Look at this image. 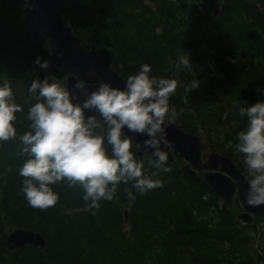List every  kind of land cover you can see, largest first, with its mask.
<instances>
[{"label": "trees", "instance_id": "16d2710c", "mask_svg": "<svg viewBox=\"0 0 264 264\" xmlns=\"http://www.w3.org/2000/svg\"><path fill=\"white\" fill-rule=\"evenodd\" d=\"M60 14L82 46H94L121 77L147 63L151 75L175 79L169 105L181 128L201 133L246 169L235 150L247 123L238 108L264 100L257 91L264 88V0H64ZM187 55L191 66L177 67ZM36 57L49 67L41 69ZM49 74L65 76L54 67L47 42L29 38L20 6L0 0V80H9L24 109L16 114L18 134L28 126L30 81ZM193 76L200 83L189 91ZM25 158L18 139L0 142V264H264L262 229L240 222L238 208L221 205L176 160L165 172L151 167L150 156L138 157L162 181L143 195L122 183L111 201L91 208L79 187L61 183L53 185L58 201L41 210L20 192ZM16 228L41 234L44 248L8 250L7 234Z\"/></svg>", "mask_w": 264, "mask_h": 264}, {"label": "clouds", "instance_id": "9594fccd", "mask_svg": "<svg viewBox=\"0 0 264 264\" xmlns=\"http://www.w3.org/2000/svg\"><path fill=\"white\" fill-rule=\"evenodd\" d=\"M34 63L41 69L49 67V61L40 57ZM190 66L188 55L179 58L177 67ZM150 73L151 66L141 63L136 73L124 78L123 89L97 80L98 87L90 92L87 81L73 76L74 88L84 95L80 102L74 101V93L67 87L68 76L33 78L26 90L32 102L25 113L27 130L22 134L16 129V114L23 106L16 102L9 80H0V142L19 141L20 154L26 157L19 168L24 178L20 192L30 207L43 210L53 206L59 199L53 185L61 183L79 187L82 200L91 208L99 207L101 200L111 201L122 183H130L141 195L162 187L156 173L149 174L138 158L141 144L124 131L146 134L144 152L152 149L148 163L153 169L169 170V153L161 145L168 149L165 129L178 116L169 105L177 81ZM199 83L193 76L188 90ZM257 91L264 95V88ZM243 104L238 114L247 123L237 133L235 150L242 154L247 171L249 188L244 202L259 206L264 204V100ZM86 110L102 119L86 116ZM124 191L128 199H135L133 191Z\"/></svg>", "mask_w": 264, "mask_h": 264}, {"label": "water", "instance_id": "95a60500", "mask_svg": "<svg viewBox=\"0 0 264 264\" xmlns=\"http://www.w3.org/2000/svg\"><path fill=\"white\" fill-rule=\"evenodd\" d=\"M63 1L15 0L21 7L31 40L37 43L43 37L46 39L52 55L62 53L60 57L55 59V65L70 73L66 84L68 89L74 93V101H82L84 95L74 88L75 80L73 76L87 81V91L89 92L98 87L96 84L97 80L107 82L112 87L123 89L125 86L124 79L110 68V62L94 47L85 50L80 44V39L72 32V25L68 26V22L62 18L59 10ZM85 115H96L97 119H102L98 113L92 111L86 110ZM124 131L126 135L132 136L141 144V150L138 154H146L144 152L143 140L147 139V135L132 133L126 128ZM165 131L167 133L166 139L169 141L168 149L172 148L177 156L179 155L190 161L193 168L206 170L202 174V178L207 186L218 196L223 205H229L235 191V186H237L244 210L261 215L264 219V204L249 206L244 202L249 185L228 157L216 153L214 147L208 145L210 149L207 159L208 163L205 162L200 166L199 152L202 149H206L201 144V137L181 131L177 121L166 127ZM161 148L168 151L163 145H161ZM151 151L152 149L149 148L147 154H150ZM217 166H219L220 173L210 172V170H215ZM181 170L189 176L194 175L192 169L186 165H182ZM239 218L245 221L249 220L248 214H242ZM23 245H33L43 248L44 239L38 233L21 229H14L10 232L6 238L7 248L13 250Z\"/></svg>", "mask_w": 264, "mask_h": 264}, {"label": "flooded vegetation", "instance_id": "af4514ba", "mask_svg": "<svg viewBox=\"0 0 264 264\" xmlns=\"http://www.w3.org/2000/svg\"><path fill=\"white\" fill-rule=\"evenodd\" d=\"M173 158H174V156H173ZM173 158H172L170 161H172V160H173Z\"/></svg>", "mask_w": 264, "mask_h": 264}, {"label": "bare ground", "instance_id": "6f19581e", "mask_svg": "<svg viewBox=\"0 0 264 264\" xmlns=\"http://www.w3.org/2000/svg\"><path fill=\"white\" fill-rule=\"evenodd\" d=\"M179 111V110H178ZM118 242V241H117Z\"/></svg>", "mask_w": 264, "mask_h": 264}]
</instances>
